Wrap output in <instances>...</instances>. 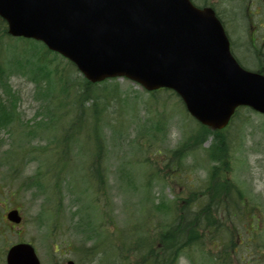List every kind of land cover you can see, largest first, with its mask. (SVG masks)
<instances>
[{
    "label": "rangeland",
    "instance_id": "rangeland-1",
    "mask_svg": "<svg viewBox=\"0 0 264 264\" xmlns=\"http://www.w3.org/2000/svg\"><path fill=\"white\" fill-rule=\"evenodd\" d=\"M193 2L199 7L208 5L217 9L234 43L232 52L246 68L256 70L258 60L250 40L262 15H249L250 12L254 14L255 7L250 8L245 0ZM256 47L264 52V40L258 41ZM39 48L34 43L0 37V60L6 66L2 64L9 76L12 96L18 103L21 122H32L40 108H45L40 102L45 95L56 96L54 106L63 102L64 110L59 116L64 128L58 132L51 130L50 142H53V139L66 138L70 123L79 115H91L94 107L93 102L80 104L76 101L86 89L78 70ZM39 57L46 58L47 69L42 67ZM261 61L264 64V56ZM92 92L103 112L101 158L90 163L97 136L92 133L94 119L91 118L86 121L78 141L73 140L70 145L65 139L67 149L64 148V152L69 155L65 170L61 175L57 172L60 175L58 184L54 176L50 177L53 186L47 187L45 192L36 188L26 191L21 184L34 178L48 162L47 154L34 151L36 147L47 145V141L28 139L26 135L21 137L8 129L0 131V264H6L8 250L18 243L32 244L41 264H66L69 260L76 264H99V257L93 251L101 240L99 232L113 233L118 238L123 232L127 234L133 222L143 215L144 207L153 211L150 205L154 203H179L191 190L194 189L197 196L200 190L207 188L206 172L215 163L209 159L206 148L213 137L183 163L185 170L181 173L184 175L167 181L149 178L156 171L165 172L166 166L175 159L171 152L182 150L186 135L198 129L172 92L151 96L138 84L125 79L96 86ZM158 120L164 123L160 146L166 156L162 155L164 158L157 163L158 153L144 154L137 145L138 141L149 137L151 129L155 130ZM15 129L24 130L19 123ZM64 130L67 132H62ZM224 137L231 145L229 179L248 195L256 208V219L252 224L248 220L244 225L228 224L237 234L233 238L224 236L223 241L226 247L237 250L233 264H264V116L242 109ZM10 153L14 158L7 169L4 164ZM51 153H54V160L58 151ZM76 154L82 157L83 169L91 168L93 180H89L88 189L72 177L75 173L81 177ZM123 170L135 173L124 179ZM6 171H10L14 182L4 179L2 174ZM101 184L106 193L98 197ZM15 191L17 193L13 194ZM177 195L181 197L178 201ZM13 209H18L24 217L19 226L7 220V214ZM103 250L102 247L100 251ZM180 264L189 262L183 258Z\"/></svg>",
    "mask_w": 264,
    "mask_h": 264
},
{
    "label": "water",
    "instance_id": "water-1",
    "mask_svg": "<svg viewBox=\"0 0 264 264\" xmlns=\"http://www.w3.org/2000/svg\"><path fill=\"white\" fill-rule=\"evenodd\" d=\"M0 17L11 36L43 42L92 83L127 77L148 91L175 90L213 131L239 107L264 114V76L239 66L215 12L190 0H0ZM9 220L21 222L17 211ZM7 264L41 263L20 244Z\"/></svg>",
    "mask_w": 264,
    "mask_h": 264
},
{
    "label": "trees",
    "instance_id": "trees-1",
    "mask_svg": "<svg viewBox=\"0 0 264 264\" xmlns=\"http://www.w3.org/2000/svg\"><path fill=\"white\" fill-rule=\"evenodd\" d=\"M0 23L1 39L8 38L6 23L1 19ZM41 46L39 50L43 49L45 52V46L42 44ZM45 59L39 57L42 67L47 69L48 62ZM2 64L0 60V131L12 130L19 123L24 129L22 135H26L28 139L47 141L46 146L36 147L34 151L48 155L50 150L61 151L65 139L70 145L73 144V140L78 141L84 124L92 118L94 119L92 133L100 135L99 138L96 136L97 157H100L101 151L103 152L101 138L103 140L104 129L101 124L103 112L99 110L92 92L96 85L84 80L86 89L76 98L80 104L93 102V113L80 116V119L77 116L70 123L66 138L53 139V142H50L51 130L58 132L64 128L60 120L62 118L59 116L64 110L63 102H60L59 106H54L56 96L45 95L40 99L45 108H40L32 122L22 123L17 112V100L12 96L9 76ZM31 79L34 80L32 77ZM210 135L212 133L202 126L192 130L186 135V140L181 145L182 150L174 152L175 158H183L186 153L187 155L193 153L199 146L204 145ZM214 135L215 141L208 151V157L215 164L209 170L207 188L198 192L197 196L195 191H191L185 200L177 196V201L181 199L179 203L172 201L170 204L164 202L154 204L153 211L148 210L147 206L144 207L143 215L140 214L139 219L133 222L127 234L123 232L118 238L113 233L99 232L97 235L101 240L93 248L95 256L99 257V264H180L183 258L187 259L189 264H233L237 250L226 247L223 238L227 235L228 238H233L237 232L230 229L228 224L237 222L244 225L246 220L249 221L255 216V206L250 202L248 195L229 179L231 171L229 146H226L221 132ZM8 158L10 162L14 158L13 154L10 153ZM100 188V191L105 190L102 184ZM223 211L229 214L226 215L228 217L226 221L222 220ZM102 247L104 250L100 251Z\"/></svg>",
    "mask_w": 264,
    "mask_h": 264
},
{
    "label": "flooded vegetation",
    "instance_id": "flooded-vegetation-1",
    "mask_svg": "<svg viewBox=\"0 0 264 264\" xmlns=\"http://www.w3.org/2000/svg\"><path fill=\"white\" fill-rule=\"evenodd\" d=\"M253 5L255 7V12L257 15H262V18L259 20L257 27H254L253 40L254 42L264 40V0H254ZM262 53L258 55V60L261 61ZM261 67L264 65L261 64Z\"/></svg>",
    "mask_w": 264,
    "mask_h": 264
}]
</instances>
